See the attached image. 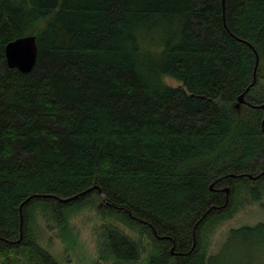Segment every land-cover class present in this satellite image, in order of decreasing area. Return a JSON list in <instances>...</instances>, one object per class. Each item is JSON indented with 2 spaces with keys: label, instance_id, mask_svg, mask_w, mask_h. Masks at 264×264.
Masks as SVG:
<instances>
[{
  "label": "trees",
  "instance_id": "16d2710c",
  "mask_svg": "<svg viewBox=\"0 0 264 264\" xmlns=\"http://www.w3.org/2000/svg\"><path fill=\"white\" fill-rule=\"evenodd\" d=\"M29 34L23 73L5 48ZM263 104L264 0H0V264H62L37 214L75 249L69 218L99 200L96 264H137L146 237L141 264H231L264 239L245 224L210 252L264 197Z\"/></svg>",
  "mask_w": 264,
  "mask_h": 264
},
{
  "label": "rangeland",
  "instance_id": "374dc122",
  "mask_svg": "<svg viewBox=\"0 0 264 264\" xmlns=\"http://www.w3.org/2000/svg\"><path fill=\"white\" fill-rule=\"evenodd\" d=\"M166 82L172 86H180L181 82L175 78L166 77ZM97 201L96 205H90L69 218V223L77 236L75 249L69 248L59 236L60 232L55 227L53 220H46L42 216H36V228L40 243L46 247L62 264H96L99 260V250L104 240L99 232L101 224L105 221L100 213L105 204ZM104 203V201H103ZM264 221V197L260 202H252L244 205L232 218L218 225L210 237V252L216 253L226 240L232 228H238L245 224H255ZM132 232L131 229H127ZM134 235L135 233L132 232ZM137 264H141L148 253L147 237ZM233 248V247H232ZM230 249V248H229ZM227 254V261L235 264V261L247 259L260 264L264 262V239H247ZM101 263L108 264L106 261Z\"/></svg>",
  "mask_w": 264,
  "mask_h": 264
},
{
  "label": "water",
  "instance_id": "95a60500",
  "mask_svg": "<svg viewBox=\"0 0 264 264\" xmlns=\"http://www.w3.org/2000/svg\"><path fill=\"white\" fill-rule=\"evenodd\" d=\"M5 52H6V60H7L8 66H10L12 68H17L19 71H21L23 73H28V72L32 71L33 68L35 67L36 63H37L38 55H39V49H38V45H37L36 35L29 34V35L21 36V37L14 39V40H11L6 45ZM255 52L257 54L256 50H255ZM258 63H259V55L257 54V63L255 65V70H254V81L249 87H247L246 92L249 91L251 86H253V84L256 82V73H257ZM244 95H245V92L242 93L241 95H239L237 107H239L240 104L244 103V101H245ZM262 106L264 107V104ZM250 177L254 180L258 178V176H253V175H250ZM95 188H98V185L93 186L92 188L88 189L87 191L93 190ZM211 189H213L212 186H211ZM223 190L226 191L227 194H229V191H230L229 187H226ZM87 191L78 193V194L73 195V196L65 197V198H61L58 196H53V197L58 199L59 201H62V202H69V201H72V200L77 199L78 197L82 196ZM51 196L52 195H49V197H51ZM22 223H23V217H22V213H21V224ZM21 228H22V226H21ZM161 238H165V237H161Z\"/></svg>",
  "mask_w": 264,
  "mask_h": 264
}]
</instances>
